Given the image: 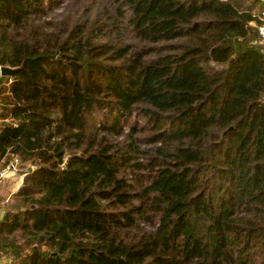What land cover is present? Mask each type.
<instances>
[{
  "label": "trees",
  "instance_id": "obj_1",
  "mask_svg": "<svg viewBox=\"0 0 264 264\" xmlns=\"http://www.w3.org/2000/svg\"><path fill=\"white\" fill-rule=\"evenodd\" d=\"M263 11L0 0L3 264H264Z\"/></svg>",
  "mask_w": 264,
  "mask_h": 264
},
{
  "label": "crops",
  "instance_id": "obj_2",
  "mask_svg": "<svg viewBox=\"0 0 264 264\" xmlns=\"http://www.w3.org/2000/svg\"><path fill=\"white\" fill-rule=\"evenodd\" d=\"M21 179L22 175L18 174L17 171L7 170L4 174L0 175V205L17 188Z\"/></svg>",
  "mask_w": 264,
  "mask_h": 264
},
{
  "label": "built area",
  "instance_id": "obj_3",
  "mask_svg": "<svg viewBox=\"0 0 264 264\" xmlns=\"http://www.w3.org/2000/svg\"><path fill=\"white\" fill-rule=\"evenodd\" d=\"M261 21L257 24V30L260 35V41L264 46V11L262 12L261 15ZM10 79V78H8ZM264 92L262 94V99H263ZM264 100V99H263ZM21 163L18 161L16 157H13L11 161H9L6 165L0 169V175L4 174L7 170L8 171H17L18 169H21ZM0 264H3V259L0 256Z\"/></svg>",
  "mask_w": 264,
  "mask_h": 264
},
{
  "label": "water",
  "instance_id": "obj_4",
  "mask_svg": "<svg viewBox=\"0 0 264 264\" xmlns=\"http://www.w3.org/2000/svg\"><path fill=\"white\" fill-rule=\"evenodd\" d=\"M12 71H13V69L10 68V67L7 66V65H1V66H0V74H2V75H8V74H10ZM27 169H28V168H27ZM23 171H24L23 169H18V170H17V173H18V174H22Z\"/></svg>",
  "mask_w": 264,
  "mask_h": 264
},
{
  "label": "rangeland",
  "instance_id": "obj_5",
  "mask_svg": "<svg viewBox=\"0 0 264 264\" xmlns=\"http://www.w3.org/2000/svg\"><path fill=\"white\" fill-rule=\"evenodd\" d=\"M263 99H264V95H263ZM28 165H29V164L25 163V164L21 165L20 167H21V169H24V168H25L26 166H28ZM0 169H2V167H0ZM5 195H6V194H5ZM9 196H10V195H9ZM9 196L5 198V201L8 200ZM5 201L3 200L1 203L5 202Z\"/></svg>",
  "mask_w": 264,
  "mask_h": 264
}]
</instances>
